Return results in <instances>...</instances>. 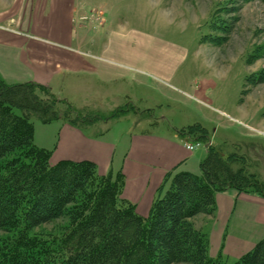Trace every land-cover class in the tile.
I'll list each match as a JSON object with an SVG mask.
<instances>
[{"label": "trees", "instance_id": "16d2710c", "mask_svg": "<svg viewBox=\"0 0 264 264\" xmlns=\"http://www.w3.org/2000/svg\"><path fill=\"white\" fill-rule=\"evenodd\" d=\"M259 77L264 82V71ZM132 110L120 107L103 122ZM35 117L44 124L63 119L83 130L102 121L49 86L8 84L0 77V264H228L210 256L209 235L194 219L215 215L218 193L264 197V179L247 155L210 144L200 123L182 128L207 146L201 173L172 175L144 217L122 198V172L101 176L89 160L52 164V151L34 143ZM59 220L66 224L57 234L33 232ZM232 264H264V240Z\"/></svg>", "mask_w": 264, "mask_h": 264}, {"label": "rangeland", "instance_id": "374dc122", "mask_svg": "<svg viewBox=\"0 0 264 264\" xmlns=\"http://www.w3.org/2000/svg\"><path fill=\"white\" fill-rule=\"evenodd\" d=\"M77 1L78 13L85 14L86 18L79 21L81 31L73 43L80 52L81 62L71 65L52 63L48 65L49 75L44 77H50L47 86L58 98L68 100L82 113H93L102 118L93 128L84 130L92 129L96 135L102 136L113 126L115 135L130 134L135 127L140 130L145 126L147 120L139 118L151 117L137 112L131 113L130 117L123 114L103 122L124 103L122 92L128 84L111 80L96 82V77H175L170 86H162L156 79V91L166 95L162 100L163 107L156 109L157 117L168 118L162 132L200 123L209 131L214 146H222L224 153L239 151L247 155L256 163L252 170L258 171L264 179V82H259V75L264 71V2ZM100 19L106 21L104 26H100ZM110 38L123 41V45L127 43L122 53L114 49L115 54L109 55L104 51ZM130 53L135 58L124 56H131ZM40 75L39 69L17 71L16 76L6 82H28L32 79L26 77ZM149 86L150 89L137 90L128 87L135 93L136 104L141 111L154 106L151 100H139L141 95L154 94L153 83L150 82ZM199 92L202 94L198 95ZM103 96L115 102L113 108L102 103L106 101ZM63 121L44 124L40 119L32 118L34 143L53 153ZM204 150L207 148L202 142L198 151ZM205 216L199 215L194 219L195 224L198 218ZM65 224V220H59L33 232L57 234ZM209 229L210 225L205 231ZM3 236L5 233L0 230V238ZM209 253L212 257V250ZM234 262L230 260L227 263Z\"/></svg>", "mask_w": 264, "mask_h": 264}, {"label": "crops", "instance_id": "0c3cea01", "mask_svg": "<svg viewBox=\"0 0 264 264\" xmlns=\"http://www.w3.org/2000/svg\"><path fill=\"white\" fill-rule=\"evenodd\" d=\"M0 4V77L3 80L16 76L17 71L39 69L40 77L26 79L47 86L50 77L44 76L49 75L48 65L81 62L80 52L73 47V43L77 40L76 34L81 31L79 21L85 14L78 13L80 7L77 0H0ZM98 21L100 26L106 24L105 20ZM125 45L123 41L110 38L104 51L109 55H114L115 50L122 53ZM130 54L124 56L135 58L134 54ZM127 78L96 77L95 81L126 82L128 87L136 90L145 87L150 89L149 83H153L154 94L141 95L139 98L153 101V108L141 111L136 104L135 93L129 91L128 87L122 92L124 103L118 106L131 105L134 108L125 113V117L137 112L150 114L151 117L139 118L148 121H145V126L140 130L135 127V131L130 134L120 135L112 132V126L102 136H98L92 129H79L63 121L60 123L59 142L52 153L51 163L89 160L96 164L101 176H115L122 172V198L132 202L138 214L146 217L160 188L168 187L172 175L179 172L201 173L200 163L207 151H198L201 144L186 137L180 131L184 127L162 132L168 118L157 117L156 109L163 107L162 100L166 95L156 91V79L161 81L162 86H170L175 77ZM103 97L106 101L102 103L113 108L115 102L107 96ZM186 143L199 146L189 151ZM40 147L46 149L43 145ZM209 225L207 232L205 228ZM196 226L209 235L212 258L221 257L228 263L230 260L237 261L264 240V197L256 193H237L235 190L218 193L215 215L198 218Z\"/></svg>", "mask_w": 264, "mask_h": 264}, {"label": "built area", "instance_id": "2783aa9c", "mask_svg": "<svg viewBox=\"0 0 264 264\" xmlns=\"http://www.w3.org/2000/svg\"><path fill=\"white\" fill-rule=\"evenodd\" d=\"M84 20L86 19L85 17L83 18ZM199 146V145H194V144H190V143H186V148L189 150V151H194L196 149V147Z\"/></svg>", "mask_w": 264, "mask_h": 264}]
</instances>
